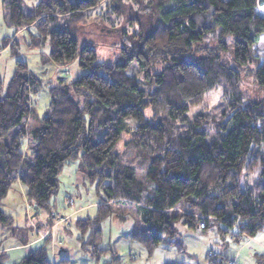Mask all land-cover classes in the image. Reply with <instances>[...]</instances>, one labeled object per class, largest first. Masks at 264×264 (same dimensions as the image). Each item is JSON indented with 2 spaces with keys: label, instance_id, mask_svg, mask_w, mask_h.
<instances>
[{
  "label": "trees",
  "instance_id": "trees-1",
  "mask_svg": "<svg viewBox=\"0 0 264 264\" xmlns=\"http://www.w3.org/2000/svg\"><path fill=\"white\" fill-rule=\"evenodd\" d=\"M24 7V0H2L5 25L15 34L33 28L30 49L47 42L53 64L66 67L78 59L85 73L49 87L48 113L28 130L39 80L13 48L16 40L6 41L15 68L0 96V205L19 181L29 201L48 209L61 168L77 159L103 191L96 219L77 223L90 228L87 251L96 259L99 221L114 206L135 209L143 228L134 238L149 248L175 242L178 221L189 228L203 221L199 229L221 223L219 232L234 238L253 237L264 228V98L244 102L241 89L248 76L264 89V62L253 48L264 35V16L258 14L264 0H38ZM111 10L120 18L110 25L113 31L124 13L123 30L127 22L137 24L115 64L97 62L90 43L78 49L88 19ZM134 11H145L148 25L139 24ZM227 36L233 38L231 65L222 61L230 51ZM216 88L221 89L216 104L189 117V109ZM123 134L132 153L127 161L116 152ZM141 160L147 162L142 178ZM250 172L257 178L242 186V176ZM11 221L0 208V225ZM5 257L0 252V264ZM13 264L52 263L41 244Z\"/></svg>",
  "mask_w": 264,
  "mask_h": 264
},
{
  "label": "rangeland",
  "instance_id": "rangeland-1",
  "mask_svg": "<svg viewBox=\"0 0 264 264\" xmlns=\"http://www.w3.org/2000/svg\"><path fill=\"white\" fill-rule=\"evenodd\" d=\"M37 1L24 0V9L32 7ZM153 1L156 3L163 0ZM132 3L137 7L135 1ZM134 13V17H139V24L148 25L149 19L141 14L145 11ZM258 14L264 16V7L258 9ZM95 16L93 14L87 21L88 25L80 30L78 49L85 43H90L95 49L97 62L120 63L121 48L129 44V38L135 32L137 24L131 26L127 22V28L123 30L124 21L128 19V13H124L126 19L117 26V31H113L109 28L110 25H117L120 18L117 19L112 10L110 13L101 11L98 17ZM34 34L33 28L22 29L15 34L14 28L5 25L0 0V96L6 92L15 68V56L9 47L11 43L5 45L10 38L16 40L13 48L26 61L28 70L39 80V85L31 96L34 113L26 121L28 130L38 127L39 121L48 113L49 87L57 85L59 78L71 82L85 73L79 67L78 59L66 67L53 64L48 59L47 42L39 49H30L28 44ZM226 39L230 51L223 52L222 61L231 65L233 38L227 36ZM253 48L258 60L264 62V35ZM131 67L134 75L139 78L133 62ZM251 80L252 77H245L241 84L244 102L264 98V89L258 90L259 86L251 83ZM220 93L221 89L216 88L206 94L203 104L190 108L188 116L192 117L201 107L216 104ZM13 133L14 130L9 131L3 139L9 140ZM128 139L129 136L123 134L116 144V152L122 156L123 161L129 160L132 154L124 147V142ZM139 162L137 175L142 178L147 162ZM257 176V172L244 174L241 185L250 184ZM102 197L103 191L98 186L97 178L88 177L77 159L69 161L61 168L58 186L49 200L48 209H42L29 201L23 184L19 181L13 182L0 205L1 210L12 218L9 226L0 225V252L3 251L6 256L2 263L19 262L23 254L15 247L33 241L45 233L31 247L34 249L45 244L52 264H104L110 262L113 256L118 259V264H264V228L253 237L244 235L234 238L233 235L219 232L218 227L224 228L221 223L215 224L213 221L208 228L199 229L196 226L189 228L178 221L175 224V242L164 241L149 248L134 238L143 228V223L134 208L124 205L114 206L113 212L99 221L98 237L93 245L101 251L96 259L87 251L90 228L83 230L77 223L96 219ZM45 237L48 238L47 242L43 241Z\"/></svg>",
  "mask_w": 264,
  "mask_h": 264
},
{
  "label": "crops",
  "instance_id": "crops-1",
  "mask_svg": "<svg viewBox=\"0 0 264 264\" xmlns=\"http://www.w3.org/2000/svg\"><path fill=\"white\" fill-rule=\"evenodd\" d=\"M45 234V233H44ZM44 234H41L40 237H38L37 239L33 240V241H29V242H26V243H23L22 245L20 246H16L15 248H18L17 251H22V254H23V257L25 255H27L30 251H32V247L31 245L39 240H41L40 238H42L44 236ZM22 257V258H23ZM21 258V259H22Z\"/></svg>",
  "mask_w": 264,
  "mask_h": 264
},
{
  "label": "built area",
  "instance_id": "built-area-1",
  "mask_svg": "<svg viewBox=\"0 0 264 264\" xmlns=\"http://www.w3.org/2000/svg\"><path fill=\"white\" fill-rule=\"evenodd\" d=\"M205 223L203 221L198 223L199 228H204Z\"/></svg>",
  "mask_w": 264,
  "mask_h": 264
}]
</instances>
